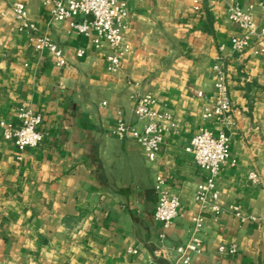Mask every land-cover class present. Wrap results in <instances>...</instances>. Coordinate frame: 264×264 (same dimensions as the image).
Instances as JSON below:
<instances>
[{
	"label": "crops",
	"instance_id": "crops-1",
	"mask_svg": "<svg viewBox=\"0 0 264 264\" xmlns=\"http://www.w3.org/2000/svg\"><path fill=\"white\" fill-rule=\"evenodd\" d=\"M193 1H128L123 54L112 73L105 40L96 46L94 36L53 22L43 0H0V121L28 107L41 115L44 136L19 153L0 134V264H182L180 249L201 213L195 190L206 175L185 148L202 129L217 130L201 113L213 105L219 57L235 165L216 177L222 212L202 214L200 252L189 253L188 264H264V57L253 49L231 51L230 40L245 32L228 19L227 3L200 0L198 12ZM16 2L26 4L34 36L58 46L66 66H56L48 50H35L30 34L18 31ZM239 2L264 29V0ZM146 94L154 112L170 117L157 120L168 131L153 161L131 137L114 133L120 121L142 130L133 107ZM251 172L257 184L248 179ZM159 175L180 202L165 230L153 217ZM220 246L236 252L219 254Z\"/></svg>",
	"mask_w": 264,
	"mask_h": 264
},
{
	"label": "built area",
	"instance_id": "built-area-1",
	"mask_svg": "<svg viewBox=\"0 0 264 264\" xmlns=\"http://www.w3.org/2000/svg\"><path fill=\"white\" fill-rule=\"evenodd\" d=\"M130 0H43L42 5L53 22H67L69 28L82 36H94V44L97 46L100 40H105L111 47L112 52L105 56L108 70L116 72L120 66V57L123 54L121 46V31L123 20L127 15V2ZM228 4L227 16L231 23L245 32L242 36L230 40V48L233 53L241 54L253 49V54L264 57V29H258L252 21L250 10L242 9L239 0H216ZM264 10V4L261 5ZM193 9L201 11L200 0L193 1ZM11 11L18 31L30 34V43L35 50H48L55 58L56 66H66V59L58 46L46 38L35 37L34 25L29 22L26 4L16 2L12 5ZM223 48L220 47V51ZM82 50L77 55L81 56ZM213 105L203 108L201 118L204 121L215 120L217 123L216 132L202 129L196 134L186 146L185 151L190 154L197 168L206 173L203 181L195 190L194 199L198 204L201 213L192 218V238L182 252V264H188L189 253H199L201 240L198 237L203 226V213L206 210L218 215L222 208L218 206V190L216 188V177L221 169L226 166H234L235 161L230 158V140L233 128L231 116V103L228 96L226 75L219 57L213 67ZM198 93V96H201ZM154 100L150 94L135 99L133 115L138 121L143 122L141 131L133 126L120 121L114 133L118 137H131L143 150L144 155L150 161L156 159L160 153L164 133L167 127L162 126L157 120L170 122L168 115H160L151 109ZM42 117L32 112L28 107H20L16 117L11 121H0V134L5 141L11 142L19 153L26 149L39 146L44 136L41 131ZM172 126V125H171ZM248 179L257 184V174L251 172ZM164 177H156L154 192L156 203L154 207V220L165 230L168 229L178 215L180 208L179 199L169 194L164 189ZM230 210L239 215V208L231 206ZM162 237V236H161ZM219 254H233L235 247L226 249L224 246L218 248Z\"/></svg>",
	"mask_w": 264,
	"mask_h": 264
}]
</instances>
